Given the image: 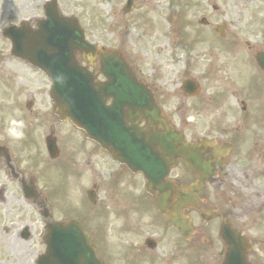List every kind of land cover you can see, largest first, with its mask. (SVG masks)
<instances>
[{
	"label": "flooded vegetation",
	"instance_id": "af4514ba",
	"mask_svg": "<svg viewBox=\"0 0 264 264\" xmlns=\"http://www.w3.org/2000/svg\"><path fill=\"white\" fill-rule=\"evenodd\" d=\"M18 9L22 13V5L4 6L2 23L7 24L3 29L10 24L22 23ZM257 68L264 78V71ZM27 94L31 95V92L27 91ZM238 108L236 113L219 112L206 118L198 113L193 120L196 133L200 134L197 137L215 141L218 148L224 147L219 154L207 149L201 157L205 166L213 168L209 167L208 177L204 178L205 186L198 191L201 206L194 212L197 233L189 243L206 255L204 264H218L223 253L221 247L218 249L213 242L206 240L221 224L222 217H211L213 213H220L230 221H240L242 230L248 227L264 232V113L261 103L249 95L238 101ZM3 132L0 130V264H37L43 250L42 236L49 221L68 220L56 219L54 215L55 212L59 218L69 215L68 206L61 198L65 197V185L54 187L47 177H41L42 183L37 185L38 177L27 175L28 168L24 164L29 160L32 164L37 163V151L41 147L37 145L38 135H24L31 144L21 145L29 146L32 152L15 147L16 164L11 151L7 153L5 150L7 138ZM57 132L55 130L57 158H50L46 145L43 149L47 162L58 161V167L64 171L69 157L63 154L69 147L60 145ZM47 137L48 134H43L44 142ZM199 177L198 172L188 171L180 162L170 169L169 174V178L183 185L197 183ZM263 246L264 240H260L250 252L253 264H260L259 253L263 252Z\"/></svg>",
	"mask_w": 264,
	"mask_h": 264
},
{
	"label": "rangeland",
	"instance_id": "374dc122",
	"mask_svg": "<svg viewBox=\"0 0 264 264\" xmlns=\"http://www.w3.org/2000/svg\"><path fill=\"white\" fill-rule=\"evenodd\" d=\"M1 3H6V6L16 5V0H0ZM46 0H33L32 5L38 8L40 14V8L42 3ZM206 0H198L200 6L205 4ZM252 5H244L243 11L241 9L243 0H213L216 5L220 7V12L217 13V20L227 19L230 22L231 31L235 33H242L244 41L251 39V42H257L254 34H262L264 36V0H251ZM61 10L66 14H73L77 17L87 34V39L91 42L99 45L108 46L111 48L122 47L128 58L143 71L144 76L151 80H159V86H165L168 81L178 80L179 74L184 71L185 67L191 74L199 78L205 77L206 67L208 62L214 61L213 57H210V52L203 51L197 56L187 51H180L174 45L173 35L175 24L173 20L169 19L166 15L168 0H144L143 2L150 5H157L159 8H155L158 13L152 15L155 16L157 22L155 24L145 23L144 25L138 24L136 21H131L130 18L124 19L118 15V8L124 4L125 0H59ZM31 5L30 0H23V15L28 14L30 10L28 7ZM140 8L138 7L137 10ZM246 9H249L246 15ZM210 12V9H208ZM36 10L32 9L31 14ZM19 13V12H18ZM205 13L203 8H198L191 13V18L199 21V15ZM21 13H19L20 15ZM259 15L261 23L256 22ZM120 17V20H118ZM196 25V23H194ZM130 27L129 32L126 33V28ZM125 31V32H124ZM115 32V36H114ZM122 32V33H121ZM237 64V63H236ZM236 64H231L229 69L227 62L223 61L220 65L219 75L224 79H228L232 71H234ZM1 69L7 70L6 73L12 74L16 79L19 86H21V79H30L31 77L37 79V100L41 104L46 99L47 90L44 78L42 76L32 75L29 76L25 69H22L23 75H21L12 62L7 57H4V61L0 64ZM248 63L241 56L239 61V68L236 70V83H242L245 81V77H248ZM255 77V75H251ZM9 78V77H8ZM168 78V79H166ZM11 79V78H9ZM4 85L3 82L0 83ZM22 88H25L22 85ZM258 92L261 88L256 89ZM9 99L7 101V119L10 121H16L21 118L20 114L16 111L13 104V93L10 92ZM26 99L23 100L25 102ZM37 109V107L35 108ZM37 124L42 126V118L37 116ZM35 120V118L33 119ZM46 121V120H45ZM47 127V126H46ZM45 127V128H46ZM71 144L76 145L77 139L72 138ZM73 175H71V206H75L76 198L73 197V193L76 191ZM113 233L109 232L107 237L109 241L114 240L112 238Z\"/></svg>",
	"mask_w": 264,
	"mask_h": 264
},
{
	"label": "water",
	"instance_id": "95a60500",
	"mask_svg": "<svg viewBox=\"0 0 264 264\" xmlns=\"http://www.w3.org/2000/svg\"><path fill=\"white\" fill-rule=\"evenodd\" d=\"M53 18L57 19L55 13ZM49 27L50 29L44 41L46 45L44 50L39 52L38 60L40 67L52 76L54 73L61 71L65 75L63 79L66 83L54 87L61 109L62 105L66 106L70 112L68 114L70 118L92 129L96 127L97 121L99 128L97 134L99 136L102 134V139L114 148V138L109 139V132L114 130V107L107 109L101 102L94 99L92 93L96 89L93 87V90L87 85L90 84V81L83 77L81 69L78 68L74 59L75 49L91 52L95 48L84 43L81 33L75 27H70L67 31L57 23ZM74 29L77 31L79 38ZM47 44L53 47L52 51L47 52L48 48L50 49ZM100 54L102 55L104 72L111 81L108 89L116 93L121 86L116 81L121 80L118 76L124 70L125 64L114 52L102 49ZM117 85L120 86L117 88ZM139 102L140 99L137 104ZM67 233L69 234H66V242L64 243L65 237L62 242V244L64 243V249L67 251L65 264H99L93 256L85 253V247L83 246L85 239L82 235L77 234L73 226L67 229Z\"/></svg>",
	"mask_w": 264,
	"mask_h": 264
}]
</instances>
